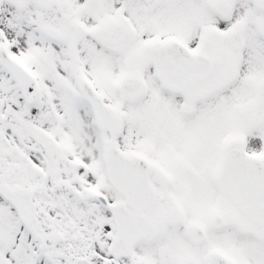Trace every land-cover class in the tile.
<instances>
[{"label": "snow or ice", "instance_id": "6c2138e0", "mask_svg": "<svg viewBox=\"0 0 264 264\" xmlns=\"http://www.w3.org/2000/svg\"><path fill=\"white\" fill-rule=\"evenodd\" d=\"M0 264H264V0H0Z\"/></svg>", "mask_w": 264, "mask_h": 264}]
</instances>
